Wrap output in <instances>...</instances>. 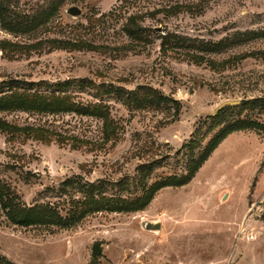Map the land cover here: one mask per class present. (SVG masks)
Here are the masks:
<instances>
[{
    "label": "rangeland",
    "instance_id": "1",
    "mask_svg": "<svg viewBox=\"0 0 264 264\" xmlns=\"http://www.w3.org/2000/svg\"><path fill=\"white\" fill-rule=\"evenodd\" d=\"M143 85L180 114L133 110L110 92ZM10 90L68 101L5 110ZM254 98H264V0H0V264H264V106L211 125ZM89 104L110 108V143ZM242 122L189 183L164 186ZM139 172L153 196L143 209L83 214L88 183L126 201L141 195ZM38 207L56 212L53 225L15 223Z\"/></svg>",
    "mask_w": 264,
    "mask_h": 264
},
{
    "label": "trees",
    "instance_id": "2",
    "mask_svg": "<svg viewBox=\"0 0 264 264\" xmlns=\"http://www.w3.org/2000/svg\"><path fill=\"white\" fill-rule=\"evenodd\" d=\"M82 83V82H81ZM103 87V85H102ZM104 87H106L104 85ZM99 89L100 86L98 87ZM110 92L114 93L115 95L119 96L120 99H122L125 103V105L130 109H172L174 111V116H178L180 114V104L173 100L172 98L165 96L162 92L157 91L153 87L149 85H143L138 86L134 90H125L124 88H115L114 86H110ZM10 93L13 91L10 90ZM3 100V99H2ZM5 101L9 104H7L5 110L8 109H23L25 111H31V110H37V111H60L59 109L55 108L56 104H61L66 101H68L67 98H56L54 96H43V95H32L28 93L23 94H17L12 93L11 95H7L5 97ZM16 101V102H15ZM174 105V106H172ZM263 107L264 106V98H254V99H246L242 102L241 105H225L220 110H218L217 114L214 115L211 120L212 124L214 123H220L221 119L224 117V115L235 108H254V107ZM5 107V106H4ZM4 107L0 106V109H4ZM75 106L70 104L68 105V108L66 111H70ZM110 108L104 104H89L86 105L84 108L85 115L100 118L102 121L101 124V134L103 141L106 143H110L115 139L117 136L118 131V124L115 123L111 118ZM245 122L239 123H233L229 126H223V129L220 130V134L216 135L214 140L211 142L209 147L206 151L202 152L201 157L195 162L196 165L193 167L189 165L188 173L184 176H181V178H176L174 180H171L168 184L164 186H181L189 183L195 176L197 169L201 166V163L206 160L209 155L222 143V141L231 133L243 129V127H246L247 124H244ZM3 127L5 124H2ZM199 143V141H198ZM196 138L189 141V144L186 146L187 150L193 152L194 146L197 144ZM194 156L191 159V164L194 163L195 158ZM194 163V164H195ZM150 164L145 165L141 167L142 173L144 172H150L151 167L149 168ZM139 179V180H138ZM137 182L141 183V186L139 185V191L141 192V195L138 197H135L133 199L129 200H118L113 198H108L106 196H103L101 189L102 185L99 183L92 184L88 183L86 188L87 196L85 202L82 204L83 207H85V212L83 214H88L95 209L103 208L104 205H114L113 207L121 205V210H127V211H138L143 209L145 207L144 201H149L153 196L150 195L151 187H148L145 183H143L144 176L140 175L137 178ZM70 181H67L69 183ZM120 185V183H119ZM162 187V186H161ZM159 190V189H158ZM97 191H100V194H96ZM98 197V198H97ZM10 207V206H8ZM7 208V206H6ZM12 211V209H11ZM10 211V212H11ZM9 212L10 219H14V216H12V212ZM56 212L52 210L50 207H38L33 209H23L21 216L19 217L18 221L15 222L22 226H28V225H53L54 219L56 218Z\"/></svg>",
    "mask_w": 264,
    "mask_h": 264
},
{
    "label": "water",
    "instance_id": "3",
    "mask_svg": "<svg viewBox=\"0 0 264 264\" xmlns=\"http://www.w3.org/2000/svg\"><path fill=\"white\" fill-rule=\"evenodd\" d=\"M73 19H77L81 16L82 12L81 10L73 6L66 11ZM227 104H235L234 102H228ZM142 227L147 230V231H152V232H158L161 230V224L158 223H153V222H144Z\"/></svg>",
    "mask_w": 264,
    "mask_h": 264
}]
</instances>
